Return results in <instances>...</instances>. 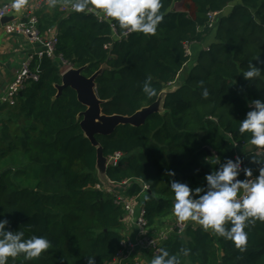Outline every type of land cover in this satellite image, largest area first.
Returning a JSON list of instances; mask_svg holds the SVG:
<instances>
[{"label":"trees","instance_id":"obj_1","mask_svg":"<svg viewBox=\"0 0 264 264\" xmlns=\"http://www.w3.org/2000/svg\"><path fill=\"white\" fill-rule=\"evenodd\" d=\"M74 2L55 0L35 14L41 35L55 28L54 55L66 64L34 57L30 71L38 79L26 81L14 105L1 107L0 219L25 238L42 235L52 244L36 259L21 254L8 264H88L90 256L95 264H110L126 238L122 206L96 188L104 182L96 172V148L79 125L85 108L69 87L55 96L68 67H83L85 76L102 67L96 94L106 115H131L179 83L165 94L162 112L150 114L144 124L95 135L105 158L122 154L105 177L117 184L129 181L122 192L141 201L152 234L162 219L174 217L170 180L202 186L205 174L215 169L206 163L214 155L222 162L240 156L255 176L259 166L249 158L264 152L249 148L250 134L238 131L251 101H264V0H162L164 19L155 35H125L95 10H60ZM212 12L220 14L209 27ZM205 43L208 47L200 48ZM186 44L199 48L190 62ZM251 62L262 72L247 81L242 74ZM146 79L156 89L151 98L142 91ZM245 232L248 242L241 249L194 222L182 234L170 231L159 250L177 255L180 264H264V221L248 223ZM138 257L148 264L153 258L151 252Z\"/></svg>","mask_w":264,"mask_h":264},{"label":"clouds","instance_id":"obj_2","mask_svg":"<svg viewBox=\"0 0 264 264\" xmlns=\"http://www.w3.org/2000/svg\"><path fill=\"white\" fill-rule=\"evenodd\" d=\"M26 2L13 0L11 7L20 11ZM162 6V0H75L72 3L73 10L78 13L86 10L102 13L124 29L125 35L133 32L155 35L164 19ZM254 59L259 60V56ZM261 72L251 62L242 77L251 81ZM142 91L149 98L156 95L150 79L144 81ZM208 96V90L204 89L202 97ZM249 107L251 110L239 121L238 131L240 134H250L251 145L264 148V101L252 100ZM206 163L215 165V169L205 174L202 186L192 188L175 179L169 181L174 197L173 215L181 223L195 222L204 231L211 230L242 249L248 242L245 232L248 223L264 221V152L260 157L249 158V163L259 166L255 176L252 168L244 166V159L240 156L225 158L222 162L219 156L214 155ZM167 175L174 177L175 173L169 170ZM145 199L148 197L145 196ZM8 225V219H0V264H8L9 258L21 254L26 260H33L52 247L45 236L33 234L25 238L23 231L12 230ZM184 254H187V250H184ZM93 257H88V264H95ZM151 264H180V260L177 255L161 248L159 254L151 259Z\"/></svg>","mask_w":264,"mask_h":264},{"label":"built area","instance_id":"obj_3","mask_svg":"<svg viewBox=\"0 0 264 264\" xmlns=\"http://www.w3.org/2000/svg\"><path fill=\"white\" fill-rule=\"evenodd\" d=\"M53 1L55 0H37V2L35 3V8L38 9L45 5H49ZM60 10L64 11L65 13L75 12L72 8V5H61ZM9 11V5L6 4L0 6V21L8 15ZM219 14L220 12H212L208 14L209 27L213 25ZM100 18H102V16H100ZM3 27L4 31L7 34L23 35L27 37L32 43H41L42 50L39 52L38 56L46 55L53 60L56 59L54 55V49L57 43V39L55 35L47 38L46 40L43 39L37 29V19L35 14L29 13L25 18L18 21L14 20L5 22ZM185 51L189 55L190 45H185ZM32 60L33 58H29L18 70L12 81H10L1 98L2 103L9 106L14 105L17 96L24 88L26 81L28 79H38V76L30 71V63ZM56 60H59L61 65L66 64V62L60 56H58ZM262 150H264V148H254V152L256 153ZM121 157L122 154L120 152H116L113 155L107 157L105 161V167L107 168L109 165H116ZM108 182V186L111 188L116 186L119 187V189L115 188L116 195H113L114 202L122 206L126 224L130 225L133 228L134 233L133 240H131L130 238H125L121 241V249L116 253L113 261L110 264H148L147 262L140 259L138 257V254L151 252L152 257L156 256L159 252L161 242L166 239L170 231L176 230L177 234H182L189 224H193L191 221L181 223L174 216L169 225H167L163 230H161L157 234H152L149 231L148 221L145 217L144 208L141 206L138 198L135 196H127L125 193L119 192L120 189L123 191L124 186L127 185L129 181L125 180L119 184L109 180ZM106 186V184L100 183V185H96V188L109 192L106 189ZM147 189L148 188L146 185H142V192H145Z\"/></svg>","mask_w":264,"mask_h":264},{"label":"water","instance_id":"obj_4","mask_svg":"<svg viewBox=\"0 0 264 264\" xmlns=\"http://www.w3.org/2000/svg\"><path fill=\"white\" fill-rule=\"evenodd\" d=\"M1 22H6L2 19ZM102 67L90 76H85L82 71L83 67L68 68L61 74V82L55 85L59 96L65 88H71L76 93L79 103L84 106V110L78 114L81 117L79 121L83 135L90 141L91 145L96 148V172L98 177L104 184L109 185L108 179L105 177V161L102 148L97 142L95 135L111 134L118 125L129 124L131 126H140L144 124L146 118L155 112H162L165 94L172 92L179 87V83L165 87L157 99L150 105L141 107L131 115L112 114L106 115L101 110L103 100L99 99L96 94L98 84L95 79L101 71ZM208 155L212 152L204 147Z\"/></svg>","mask_w":264,"mask_h":264},{"label":"crops","instance_id":"obj_5","mask_svg":"<svg viewBox=\"0 0 264 264\" xmlns=\"http://www.w3.org/2000/svg\"><path fill=\"white\" fill-rule=\"evenodd\" d=\"M36 2L37 0H27L25 6L20 11H16L11 7L13 0H0V6L6 4L10 6V11L4 19H6V22L18 21L25 18L29 13L36 14L42 8H35ZM4 23L0 21V115H2L1 107L6 106V104L1 102V98L8 84L15 77L22 65L29 58L38 56L42 50L41 43H32L23 35L7 34L4 31ZM53 35H55V28H49L45 35L41 36L46 40ZM126 225L127 228L124 231V235L127 238L133 228L128 224Z\"/></svg>","mask_w":264,"mask_h":264},{"label":"rangeland","instance_id":"obj_6","mask_svg":"<svg viewBox=\"0 0 264 264\" xmlns=\"http://www.w3.org/2000/svg\"><path fill=\"white\" fill-rule=\"evenodd\" d=\"M207 45H208V43L202 44L200 48H206V47H208ZM198 49H199V48H195V50H194V48L190 47V51H189L190 60H189V62L192 61V60L194 59V54H195L196 50H198ZM194 51H195V52H194ZM256 147H257V146L251 145L249 148H256ZM115 188H116V189H117V188L119 189V187H117V186H116V187H112V188L109 187L108 185L106 186V189H107L110 193H114V194H112V195H116V194H115ZM117 192H118V191H117ZM119 192L122 193V190L120 189ZM123 195H124V194H123ZM139 202H141V201L139 200ZM140 204H141V203H140ZM172 218H173V216H172ZM172 218H171V219L164 218V219H162V220L160 221V223L157 224V226L160 227V228H159V232H160L161 230H163V229L166 227L164 223H166V222H168V221H172ZM192 223L194 224V222H192ZM127 238H130L131 240L134 239L133 229H131L130 235H129Z\"/></svg>","mask_w":264,"mask_h":264}]
</instances>
